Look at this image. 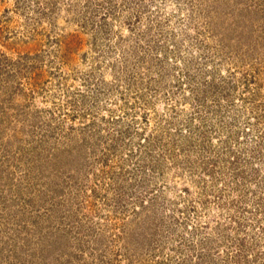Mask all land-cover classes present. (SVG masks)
I'll list each match as a JSON object with an SVG mask.
<instances>
[{
  "label": "rangeland",
  "instance_id": "obj_1",
  "mask_svg": "<svg viewBox=\"0 0 264 264\" xmlns=\"http://www.w3.org/2000/svg\"><path fill=\"white\" fill-rule=\"evenodd\" d=\"M0 264H264V0H0Z\"/></svg>",
  "mask_w": 264,
  "mask_h": 264
}]
</instances>
